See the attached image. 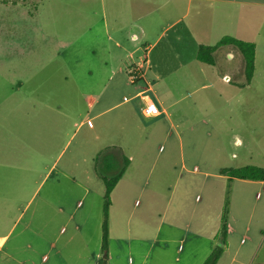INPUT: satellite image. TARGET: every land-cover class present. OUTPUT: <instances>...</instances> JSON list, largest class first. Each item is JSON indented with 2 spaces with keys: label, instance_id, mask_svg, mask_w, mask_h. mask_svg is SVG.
I'll use <instances>...</instances> for the list:
<instances>
[{
  "label": "rangeland",
  "instance_id": "374dc122",
  "mask_svg": "<svg viewBox=\"0 0 264 264\" xmlns=\"http://www.w3.org/2000/svg\"><path fill=\"white\" fill-rule=\"evenodd\" d=\"M102 1L108 3L107 0H46L40 16L45 23H57V28L41 30L31 20L25 28L26 36L29 33L32 41L31 60L13 58L0 62V96L11 94V84L18 87L13 97L15 119L8 126L0 124V135L9 132L31 137L29 151L16 154L13 163L15 167L31 170L27 178L31 195L60 153L70 146L32 203L27 207L14 206L16 215L21 213L19 208L25 211L26 219L18 224L13 236L7 240L0 238L3 243L0 264H93L94 254L102 252L105 184L101 175L113 177L117 167L124 164L117 157L116 167V160L112 155L106 158L108 149L104 148L92 158V146L118 144L121 140L132 166L122 187L111 196L113 231L108 264H197L208 248L213 251L222 241L221 218L228 201L235 230L221 264H264V187L246 180H229L220 174L225 168L264 164V75L243 90H197L185 82L184 71H199L200 63L174 70L187 62L184 55L182 61L165 62L155 73L145 67L144 80L135 85L128 76L123 77V86H118L112 94V101L122 105L115 112L94 119L88 101L90 94L76 88L84 75L79 80L70 75L67 44H72V54L79 57L80 71L85 74L93 41L99 38L103 42L102 34L98 37L88 34V7L92 5L102 16ZM38 3L39 0H27L32 13ZM3 7H0V35L5 41L10 36L6 23L15 20L21 27L23 19L20 15L14 18V13L2 10ZM17 33L15 36L21 31ZM44 36L59 37L64 44L58 50ZM4 47L3 53L9 54L10 49H6V44ZM58 52L62 53L60 57ZM48 55H57V60H39V56L49 59ZM234 55L228 54L224 64L242 71L244 60L233 58ZM257 68L264 70V61L259 60ZM26 77H31L27 78L30 80L27 87L18 85ZM54 81L59 89L56 94L50 92ZM44 82L45 89L38 91V85ZM147 85L152 88L150 93L165 103L167 114L157 118H145L141 114L140 100L134 97ZM39 101L54 105L53 110H45L43 115ZM228 101L239 103L222 113V106L227 107ZM129 106L135 109L131 120H125V124L111 122ZM56 108L59 111L54 112ZM90 119L95 128L89 127ZM106 120H110L109 126L105 124L102 128ZM120 129L126 132L124 139ZM40 135L47 138L45 153L39 149ZM73 149L74 170L62 172L69 165ZM17 173L16 176H21L20 171ZM257 194L262 196L261 200H257ZM246 195L251 200L250 215L254 209L250 223L242 198ZM27 221H31L30 230L21 235ZM76 226H80L83 236L76 232ZM62 228L67 230L66 234H60ZM51 241L57 242L56 247L49 244ZM44 256L49 258L48 263L42 262Z\"/></svg>",
  "mask_w": 264,
  "mask_h": 264
},
{
  "label": "crops",
  "instance_id": "0c3cea01",
  "mask_svg": "<svg viewBox=\"0 0 264 264\" xmlns=\"http://www.w3.org/2000/svg\"><path fill=\"white\" fill-rule=\"evenodd\" d=\"M45 1L46 0H44V2L43 0H39L38 6L33 13L28 8L27 1L19 2L18 4H0V7L5 6L2 10H11L14 13L12 14L14 15V18H16L15 16L19 18L20 15L23 19L21 27L18 22H15V20L11 21V23H6V28L8 30L7 34L10 36H8L9 38H5L6 40L4 41V37L0 35V62L9 61L13 58L31 60L30 50L32 41L29 37V33L28 36H26L25 32V28L30 25L31 20H33L34 25L41 30L49 28L50 26L57 28V23H45L43 22L45 19L40 16V9H42V4H45ZM107 2L108 3L106 4V1L105 3L102 1L103 4L100 9L102 16L92 5H89L88 7V34L90 37H98L102 34L103 42L100 43L99 38L93 41L91 56L88 59V66L85 74L80 71L81 64L79 63V57L76 53L72 54V44H67L69 45L67 46L68 50H70V55L67 56L70 61V75L72 78H77V80H79L78 78L80 75H84V79L79 81V84H76V88L78 92L90 94L88 101L90 103L91 111L95 113L94 119L105 117L107 114L115 112L117 107L122 105L115 104L112 101V94L117 90L118 86H123V77H129L130 71L136 66H141L142 71L147 67L148 71L155 73V71L161 70L165 66V62L170 60L182 61L184 55H186L184 60H187V62L180 63L178 69L174 70H182L191 64L196 65V63H200L202 66L199 71L188 69L184 71L186 78L185 82L188 85L197 88V90L203 89L208 91V89H217L218 92L231 91L233 88H239L241 90L250 88L257 79L262 76V74L264 75V70H258L257 68L258 61H264V0H107ZM108 11L110 14L109 16ZM81 24L83 23H80V25ZM18 30L21 31V34L19 33L18 35L19 37L15 36L18 34ZM41 32L43 35L47 34L43 31ZM224 37H232L256 45L255 72L250 83L247 82L245 65L242 71H236L229 68L228 64H224V61L227 60L224 58L231 53L235 54L233 58L235 56L243 58L241 52L235 46L228 45L219 48L214 53V65L202 63L197 59V54L201 46H215ZM43 38L44 40H52V42L57 45L56 48L58 50L60 49V45L64 44L59 37L54 36L51 38L44 36ZM1 40L6 44V49H10L11 52L9 54L5 55L3 53L5 47ZM160 44L161 47L158 48ZM61 55L62 53L58 52V56L60 57ZM39 57V60L44 61L49 60L50 62H53L57 60V55L55 57L48 55L49 59H46L44 56ZM143 73L145 76L144 71ZM243 76H245L244 79L241 78ZM237 77H240L241 79L238 81L236 79ZM27 78L31 77H26L25 79L27 81L23 78L18 82V85L27 87V84L30 82ZM5 80L8 81L7 78H5ZM66 80L68 81L69 77H67ZM56 82L57 81H54L55 86H50L52 89L50 92H54V94L59 91L56 87ZM11 85L13 90L11 94H6L4 95L5 97L0 96V124L6 123L7 126L15 119L13 97L15 91L17 92L18 90L17 86L14 84ZM45 87L46 83L44 82L41 85H38L37 90L41 91L45 89ZM145 91H147L150 98L159 107L162 113L161 116L167 114L165 103L150 93L152 92L150 86L140 90V92L134 97L139 98L140 100L139 107L141 114L144 107V101L140 95ZM125 99L126 98H124V101L128 103L131 102L130 99ZM226 103L228 106H222V113L224 111L229 112V109L239 102L234 104L228 101ZM39 104L42 105L40 106V109H42L43 115L45 110H53L54 107V105L46 103V101H39ZM56 109L54 112L59 111ZM134 112L135 109L129 106L125 111L119 112L118 118L115 116V119L111 120V122L114 123V121L124 122L125 120H131L132 117H134ZM90 121L91 119L88 120V123ZM109 121L110 120L104 121L101 125L102 128L106 126L105 124L109 123ZM123 124H125V122ZM82 125L84 126L86 123L83 122ZM107 126L109 125L107 124ZM89 127L95 128L93 124L89 125ZM99 130L100 129H97L96 132H99ZM120 132L124 139L125 137L123 133H126L125 130L122 131L120 129ZM252 137L253 136H249L248 138L252 139ZM16 139L19 141L18 144H16ZM72 139H74V135ZM46 140L47 138H43L42 135L38 137L39 149L43 153L46 152ZM262 141L264 142V134L262 136ZM30 142L31 137L28 134L16 136L13 133L6 132L5 134L0 135V238H6L5 240L13 236L18 224L20 225V222L26 219L25 211H21V208H19L20 211L18 210V212L21 213L20 215H16L14 206L25 204L27 207L32 203V200L37 195L38 189L44 184L48 176L54 173L59 166L62 157L68 148H70V146L68 147L67 145V147L60 153L56 162L50 168L48 173L45 174L34 194L31 195V186L27 179L28 172L31 170L28 168H18L13 165L16 159V154H19L20 152H23L24 154V151H29ZM103 144H105V142ZM123 146L122 140L118 144L108 143L103 146H92L93 153L91 157L95 158L99 150L103 148L104 150L117 148L123 152ZM67 163L69 165H65L62 172H72L74 170V149L71 152L70 159ZM131 166L132 165L130 164L127 168L122 179L114 189L112 196H114L124 184L123 181ZM260 166L264 168V164H261ZM18 171L21 172V176H16ZM59 171L61 172V170ZM245 182L260 183V185L264 187V181L246 180ZM28 198L30 199L27 200ZM242 198L244 206L246 207V220L250 223L253 219L254 209L251 211L252 214L250 215L249 210L251 209V200L247 195L242 196ZM256 198L257 200H261L262 196L257 194ZM79 205H81V203H79ZM136 205H138V202ZM112 207L113 205L110 208V240L113 231L111 218ZM229 215L226 246L218 264L225 261V257L230 248L229 238L235 230L234 225L231 223V212H229ZM17 217L18 219H16ZM30 227L31 221H27L23 224V231L20 234L23 235L26 232H29ZM76 227V232L80 236H83V231L80 226ZM247 229H250L249 225ZM66 233L67 230L62 228L60 234ZM262 240H264V234L262 235ZM49 244L56 247L57 242L55 244L54 241H51ZM2 246L3 243L0 240V253L2 251ZM211 252L212 250H209L208 248V251L204 252V255L198 260L197 264H203ZM93 258V264H99L102 258V252L100 254H94ZM42 262L48 263L49 258L44 256ZM232 262L235 263V259H233Z\"/></svg>",
  "mask_w": 264,
  "mask_h": 264
},
{
  "label": "trees",
  "instance_id": "16d2710c",
  "mask_svg": "<svg viewBox=\"0 0 264 264\" xmlns=\"http://www.w3.org/2000/svg\"><path fill=\"white\" fill-rule=\"evenodd\" d=\"M27 0H0V4H18L19 2H25ZM235 46L242 54L244 63H245V73L247 82L250 83L254 72H255V59H256V45L251 42H246L238 40L232 37H224L218 44L215 46H201L199 48L197 59L205 64L214 65V53L223 46ZM106 158H109L111 155L116 160V167L118 166L117 157L122 158L123 166L117 167V173L113 177H108L101 175L102 180L105 184V202L103 210V224H102V258L99 264H108L109 259V241H110V208L112 206V193L123 175L125 174L127 168L130 165V159L124 155V153L117 148H110L107 150ZM100 157V156H99ZM98 157V159H99ZM221 175L228 176L230 180L232 179H241L249 181H264V168L258 166H246L241 168H225L220 171ZM229 201L225 206V209L222 214V241L217 245L212 253L208 256L203 264H218L221 259L226 244V237L228 231L229 223Z\"/></svg>",
  "mask_w": 264,
  "mask_h": 264
},
{
  "label": "built area",
  "instance_id": "2783aa9c",
  "mask_svg": "<svg viewBox=\"0 0 264 264\" xmlns=\"http://www.w3.org/2000/svg\"><path fill=\"white\" fill-rule=\"evenodd\" d=\"M144 79V73L142 71L141 66L133 67L132 70L129 73V81L131 84L135 85ZM140 97L144 101V107L142 109V114L146 118H153V117H159L161 116V111L157 104L150 98L147 91L142 92ZM127 100V99H125ZM89 125H92L91 122L88 123Z\"/></svg>",
  "mask_w": 264,
  "mask_h": 264
}]
</instances>
